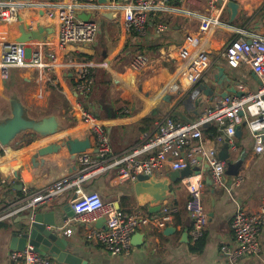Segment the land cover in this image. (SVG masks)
Here are the masks:
<instances>
[{
  "label": "crops",
  "instance_id": "0c3cea01",
  "mask_svg": "<svg viewBox=\"0 0 264 264\" xmlns=\"http://www.w3.org/2000/svg\"><path fill=\"white\" fill-rule=\"evenodd\" d=\"M35 1L39 8L23 12L17 23L0 24V41L3 43L16 42L23 26L32 30L45 28L48 34L43 41L30 39L23 42L28 56L35 50L45 54L56 51V29L62 8L71 3V0ZM114 1L116 5L125 4L117 6L121 11L113 21L103 18L92 10L93 7L78 11V14H91L90 20L98 24L96 39L88 46L97 49L93 61L79 62L63 52L53 72L12 68L6 80L0 79V118L9 113V95L15 92L31 116L56 113L63 122V129L50 139L27 132L10 147L0 146V264H16L10 259L11 234L31 214L30 210L14 213L20 203L37 190L76 171V164L69 160L67 149L61 147L58 152L44 157L49 169L47 177L35 178L31 160L37 149L57 144L59 139H89L91 148L86 151H96L89 124L81 121L74 109L76 102L82 103L102 124L112 153L119 156L153 135L165 117L177 122L196 121L205 108L220 98L210 101L200 95L202 101L195 106L190 99L191 91L217 74L219 67H223L224 74L231 79L223 89L255 91L261 84L256 74L257 80L253 78L252 70L230 68L221 52L225 43L236 36V29H243L245 37L264 35V0H235L239 5L235 19L229 21L226 9L223 14L225 25L211 28L204 34L198 32V17L205 12V0L173 1L164 14L150 16L145 33L138 37L126 31L122 24L129 0ZM93 2L98 4L97 0ZM53 9L55 16L48 18L46 12ZM159 19L168 25V30L160 34L162 46L155 53H147L150 63L144 70H132L131 61L138 45H150L159 37L153 28ZM71 49L76 50V47L68 46L66 51ZM201 54L207 57L205 65L198 75L191 74L189 67ZM82 67L90 69L94 77L91 92L85 96L75 89L77 72ZM202 132V143L214 151L218 159L223 151L227 152L229 163L243 158L237 176L226 174L224 161L223 187L216 188L206 181L210 180L209 170L203 173V205L208 219L203 238L193 242L190 237L192 220L185 210L189 194L184 183L180 182L174 185V195L170 196L166 206L173 210L171 220L163 228L156 224L142 226L131 237L128 253L111 255L93 238L92 230L102 228V220L93 225L80 224L74 216L66 221L61 234L68 241L69 251L86 264H264V227L259 236L258 256L243 257L231 263L221 252L223 245L234 246L231 220L236 209L240 207L248 213L258 209L264 192V150L261 153L254 151L253 138L245 125L241 126L239 135L235 133V150L219 141L221 132L214 123L205 124ZM192 145L195 144L192 142ZM200 161V169L204 170L206 163ZM170 171H173L170 165L164 164L155 175L162 178ZM238 178L241 181L237 183ZM131 184L120 182L117 170L110 169L87 179L81 188L84 192L99 193L104 201L112 202L120 210L147 213L138 207ZM73 199L72 191H68L35 210L46 212L60 203H71ZM166 229L170 231L165 233ZM66 231L68 235H65Z\"/></svg>",
  "mask_w": 264,
  "mask_h": 264
},
{
  "label": "built area",
  "instance_id": "2783aa9c",
  "mask_svg": "<svg viewBox=\"0 0 264 264\" xmlns=\"http://www.w3.org/2000/svg\"><path fill=\"white\" fill-rule=\"evenodd\" d=\"M113 3L114 0H111ZM173 1L182 0H129L124 8L123 27L128 32L144 34L150 16L164 14ZM235 0H205V12L198 17V32L204 34L211 28L225 25L223 14L226 4ZM99 12L101 6L93 0H71L62 8L60 21L56 32V51L47 54L35 50L27 55L23 43H3L0 41V79L6 80L12 68H33L53 72L54 66L68 46L91 45L98 34V24L94 20L83 21L77 14L81 8ZM33 8H39L35 0H0V24H14L20 20L22 13ZM46 16L53 18L54 9L47 11ZM154 31L160 35L168 30L163 19L155 22ZM236 36L225 43L221 57L227 65L236 69L245 67L254 72L261 84L255 91H243L241 96L234 94L218 99L217 102L205 108L198 119L193 122H177L172 118H163L157 131L142 144L134 146L129 152L115 156L112 153L107 131L97 118L89 112L82 103L76 102L74 109L81 121L89 124L93 133L96 151H86L75 160L76 171L51 185L45 186L29 195L20 203L18 210L33 211L35 208L60 198L72 191L74 199L71 210L74 220L80 224L93 225L103 220V227L93 229V238L111 255L128 253L131 248L130 239L142 226L156 224L165 227L171 220L173 210L163 207L158 215H149L140 210L124 211L116 208L112 202L104 201L95 191L84 192L83 182L110 169H116L122 183H132L139 174L155 175L164 164H169L173 171L183 170L187 166L199 167L201 161L209 165L210 180L214 187L224 185L225 162L218 159L214 151L205 148L202 143V127L214 123L219 132V141L228 144L231 150L236 149L235 133L238 126L245 125L254 141V151L264 150V35L243 36V29L235 30ZM206 55L201 54L189 67L191 74H199L205 65ZM150 63L149 56L138 54L131 61L134 71L144 70ZM75 89L83 96L91 92L94 77L90 69L82 67L76 76ZM242 112L240 116L239 113ZM195 145L190 146V143ZM241 181L238 178L237 183ZM189 197L185 210L192 220L189 230L193 242L203 238L208 222L203 205V173L193 174L181 180ZM1 220V219H0ZM264 227V192L258 209L248 213L238 207L231 220V230L234 234V246L223 245L222 255L234 263L247 256H258L260 253L259 236ZM69 232L66 231L65 235ZM10 259L16 264H54L48 256H42L33 246H27L23 251L13 250Z\"/></svg>",
  "mask_w": 264,
  "mask_h": 264
},
{
  "label": "water",
  "instance_id": "95a60500",
  "mask_svg": "<svg viewBox=\"0 0 264 264\" xmlns=\"http://www.w3.org/2000/svg\"><path fill=\"white\" fill-rule=\"evenodd\" d=\"M101 9L99 14L113 21L120 13V5L114 4L111 0H97ZM239 5L235 1H229L226 9L229 14V21L232 22L238 14ZM91 14H78V18L83 21L90 20ZM47 31L45 28L38 27L35 30L28 26L20 28V38L16 42L23 43L30 39L43 41ZM224 68L219 67L218 73L206 79V82L199 83L190 94V99L198 106L204 95L210 101L214 98H225L230 93L241 96L242 92L232 88L223 89V85H229L231 79L224 74ZM257 80L255 74L252 75ZM225 77H227L225 79ZM8 114L0 118V146L10 147L15 140L27 132H32L41 138H49L56 135L63 129V122L56 113L33 117L28 109L22 104L15 92L9 95ZM242 115V112L239 113ZM241 126L236 128V135H239ZM61 147H65L69 154V160L75 162L77 156L91 148L89 139H59L57 144H49L37 149L31 160V170L35 178L47 177L49 169L44 159L45 156L58 152ZM219 159L226 162V174L237 176L238 170L243 162V158L235 163H229L228 154L223 151ZM204 170L199 167L187 166L183 170L168 172L164 177L158 178L156 175L139 174L136 180L132 182L131 188L135 195L139 208L145 209L149 215H158L161 209L167 206L170 196L174 195V185L181 182L182 179L193 174L205 173L209 170L206 163ZM209 184L212 182L207 179ZM35 210V209H34ZM31 211L27 219L15 227L10 238V250L23 251L27 246H33L42 256H50L57 264H86L80 257L69 251L68 241L61 235L64 224L68 221L73 212L71 203L65 202L54 206L46 212L40 210ZM103 221V220H102ZM101 220L98 222H102ZM170 230L166 229L165 233Z\"/></svg>",
  "mask_w": 264,
  "mask_h": 264
},
{
  "label": "trees",
  "instance_id": "16d2710c",
  "mask_svg": "<svg viewBox=\"0 0 264 264\" xmlns=\"http://www.w3.org/2000/svg\"><path fill=\"white\" fill-rule=\"evenodd\" d=\"M131 33L136 35V37H138L140 35V34H138L136 32H131ZM160 46H162L161 45V35H159V37L156 39V41L151 42L150 45H148V44H139L136 55L137 54L155 53ZM96 53H97V49L83 47V46L76 47V50L75 49H71V50H67V51L65 50L64 51V55L71 54L72 59L76 60V61H79V62H90V61H93L95 59ZM11 154H13V153H11Z\"/></svg>",
  "mask_w": 264,
  "mask_h": 264
},
{
  "label": "bare ground",
  "instance_id": "6f19581e",
  "mask_svg": "<svg viewBox=\"0 0 264 264\" xmlns=\"http://www.w3.org/2000/svg\"><path fill=\"white\" fill-rule=\"evenodd\" d=\"M50 139V138H49Z\"/></svg>",
  "mask_w": 264,
  "mask_h": 264
},
{
  "label": "rangeland",
  "instance_id": "374dc122",
  "mask_svg": "<svg viewBox=\"0 0 264 264\" xmlns=\"http://www.w3.org/2000/svg\"><path fill=\"white\" fill-rule=\"evenodd\" d=\"M147 55V54H146Z\"/></svg>",
  "mask_w": 264,
  "mask_h": 264
}]
</instances>
